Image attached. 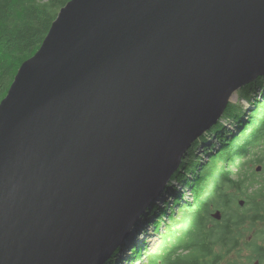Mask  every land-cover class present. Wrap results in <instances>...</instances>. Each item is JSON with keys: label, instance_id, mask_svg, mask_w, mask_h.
Instances as JSON below:
<instances>
[{"label": "water", "instance_id": "1", "mask_svg": "<svg viewBox=\"0 0 264 264\" xmlns=\"http://www.w3.org/2000/svg\"><path fill=\"white\" fill-rule=\"evenodd\" d=\"M262 76L264 0L67 2L0 101V264H124Z\"/></svg>", "mask_w": 264, "mask_h": 264}, {"label": "trees", "instance_id": "2", "mask_svg": "<svg viewBox=\"0 0 264 264\" xmlns=\"http://www.w3.org/2000/svg\"><path fill=\"white\" fill-rule=\"evenodd\" d=\"M69 1L0 0V101L21 64L38 51L59 10ZM252 99V110L245 109L243 114V107L226 106L223 117L235 125L236 133L229 134L231 138L218 152L196 155L199 146L209 143L207 137L215 138L218 144L225 141L228 133L219 122L207 137L202 135L189 149L171 179L183 188L187 186L188 192L192 190V199L183 195L174 202L169 214L165 213L163 230L166 232L161 233L157 225L156 233L161 241L156 251L147 256V264H215L232 251L239 254L245 235L264 222V179L260 182L252 178L232 179L234 170L241 169L243 160L255 148L261 154L256 163H263L264 170V76L240 89V102L250 103ZM204 157L209 158L208 163ZM195 169L196 174L189 181L187 176ZM227 189H234L235 193ZM242 200L243 206L239 207ZM211 206L220 209L222 217L209 230L205 220ZM158 211L155 208L150 215ZM176 212L181 214L180 219L173 217ZM195 219L198 222L194 225ZM247 245L260 258V264H264L263 247ZM132 253L137 257L136 264L140 263L147 247ZM129 264H134V260Z\"/></svg>", "mask_w": 264, "mask_h": 264}, {"label": "rangeland", "instance_id": "3", "mask_svg": "<svg viewBox=\"0 0 264 264\" xmlns=\"http://www.w3.org/2000/svg\"><path fill=\"white\" fill-rule=\"evenodd\" d=\"M231 98H232V96L230 97L227 105H233V106H237V107L239 106V108L243 107L244 109L242 111V114L245 113V111H244L245 109L252 110V108H253L252 107L253 99L251 100L250 103L240 102V90H238L237 92H234L233 93V99H231ZM218 122L222 125L223 129L225 128V131L228 133V136H229L230 133H233V134L236 133L235 125L231 124V123H228L224 119L223 114H222V117L219 118ZM209 131H207L203 136H206V134H208ZM207 139L209 141V143H208L209 147L204 148L202 145L199 146L198 150L196 151V155L198 157L205 156L208 153L214 154V153L219 151V149H216L217 146L219 145L218 141L215 140V138H210V137H207ZM226 139L224 141V144H226L227 141L229 140L228 139L226 141ZM198 140H200V138ZM193 143H191L190 147L186 150V154L184 153V156L181 158L182 161H184L185 158L187 157V153H188L189 149H191V146L193 145ZM263 145H264V143H263ZM212 149H213V151H212ZM257 149L258 148L253 149L251 154L249 155V158H246V159L243 160L244 164L242 165L241 169L239 168L238 170H234L233 176H232L233 180L244 179V178L251 179L252 178V180L260 182L262 179H264L263 163L262 164L256 163L257 159L261 156L260 152H258ZM208 160H209V158L204 157V162L205 163H208ZM258 167H260V170L256 171ZM195 174H196V169L194 170V173H190L187 176L188 180L189 181L192 180L193 177L195 176ZM173 182H175L174 179H173ZM175 185H177L176 186V194L181 193L182 196L183 195H188L187 197L193 195V194H191L192 190H190L188 192L187 186H185V188H183V185H181V184H175ZM187 192H188V194H187ZM227 192L235 193V190L234 189H227ZM189 198H190V200L192 199V197H189ZM186 199H188V198H186ZM166 204H167L166 202L160 204V209L163 206H165L166 209H167V205ZM208 210H209V212L207 213V218L205 220V223L208 225L207 228L210 230L212 225L216 222V220H214L211 217V215L213 213H215L217 210H220V209H216L213 206H211ZM169 212L170 211H167V210L165 211L166 214H169ZM243 212L247 213L246 211H243ZM165 213L164 214H160L159 216L155 217L153 223L148 224V226H146L145 229H143L140 232L141 234H139V237H137V239H136V243L140 241L139 242L140 243L139 250H141L144 247H147V253L143 255V257H142V259L140 261L141 264H147V260H148L147 256L152 255L156 251V248H158V244H160L161 237H160V235L158 233H156V230H157L158 226L161 227V229H162L160 231L161 233H165L166 232V230H163V227H164L163 222L166 220ZM240 213H242V212H240ZM180 215L181 214L179 212H176L173 215V217L176 218V219H180V217H181ZM202 215L203 214H201V216ZM197 222H198V219H195V222H193V224L195 225V224H197ZM165 223L168 224L167 221ZM155 228H156V230L153 232V229H155ZM147 235H151V238L150 239H147V238L145 239V237ZM143 239H145L144 242H143ZM252 239H254V240H252ZM250 243L256 244V245H260L264 249V222L257 224L255 229H253L250 233H247L245 235L244 239H242V242H240V253L239 254H236L235 251H232V252H230V254L228 256L222 257L221 260L217 261V263H215V264H254L256 262H257V264H260V258L257 255L252 254L251 250H249V246L247 244H250ZM132 251L133 250L129 251L127 253V255L125 256L126 259H125L124 264L128 261L127 259H129L130 256H132ZM135 262H136V260H135ZM137 264H138V262H137Z\"/></svg>", "mask_w": 264, "mask_h": 264}, {"label": "bare ground", "instance_id": "4", "mask_svg": "<svg viewBox=\"0 0 264 264\" xmlns=\"http://www.w3.org/2000/svg\"><path fill=\"white\" fill-rule=\"evenodd\" d=\"M234 93V92H233ZM235 95V94H234ZM231 99H233V94H232V98ZM11 129H14L15 131H17L18 130V128H17V125L15 124V125H13L11 128H8V130H11ZM9 133V132H8ZM10 134L11 135H14V131H11L10 132ZM10 135V136H11ZM189 197H192V196H189Z\"/></svg>", "mask_w": 264, "mask_h": 264}]
</instances>
